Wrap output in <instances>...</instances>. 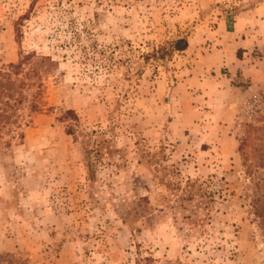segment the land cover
Here are the masks:
<instances>
[{
	"label": "rangeland",
	"instance_id": "obj_1",
	"mask_svg": "<svg viewBox=\"0 0 264 264\" xmlns=\"http://www.w3.org/2000/svg\"><path fill=\"white\" fill-rule=\"evenodd\" d=\"M228 32L252 71L198 80ZM27 54L0 264H264V0H0V70Z\"/></svg>",
	"mask_w": 264,
	"mask_h": 264
},
{
	"label": "trees",
	"instance_id": "obj_2",
	"mask_svg": "<svg viewBox=\"0 0 264 264\" xmlns=\"http://www.w3.org/2000/svg\"><path fill=\"white\" fill-rule=\"evenodd\" d=\"M170 45L173 50L183 51L188 48L189 41L187 37H181L170 42ZM30 57V54H27L19 62L11 63L7 69L0 70V133L5 128L10 130L12 125L18 122L17 117L14 118V115H17V111L27 100L24 89L27 82L25 79L19 78V76L22 74L24 63L29 61ZM35 73L39 75L37 68ZM25 75H30V71L26 72ZM33 98L28 104L30 110H36L40 105L37 93L33 95ZM69 116L74 121L79 120V117L73 110H67L63 117ZM89 164L92 163L89 162Z\"/></svg>",
	"mask_w": 264,
	"mask_h": 264
},
{
	"label": "crops",
	"instance_id": "obj_3",
	"mask_svg": "<svg viewBox=\"0 0 264 264\" xmlns=\"http://www.w3.org/2000/svg\"><path fill=\"white\" fill-rule=\"evenodd\" d=\"M235 24L237 25L238 22ZM246 41H248V38L243 34H232V32H228L223 38L217 39V43H221L224 47L221 49L215 47L203 54L199 65L201 69L195 72L194 75L198 77V80H201V75L207 76L208 72H214L216 73L215 77L219 79L220 73L218 72L226 71L229 72L227 76L230 77L227 79L233 80L238 78V74H242L241 71H243V75L247 77L248 72L252 71V69L248 68L249 60L237 56L239 48L250 47L248 46L249 41Z\"/></svg>",
	"mask_w": 264,
	"mask_h": 264
}]
</instances>
